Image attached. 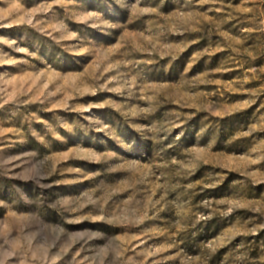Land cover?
I'll return each mask as SVG.
<instances>
[{"label": "rangeland", "instance_id": "rangeland-1", "mask_svg": "<svg viewBox=\"0 0 264 264\" xmlns=\"http://www.w3.org/2000/svg\"><path fill=\"white\" fill-rule=\"evenodd\" d=\"M0 264H264V0H0Z\"/></svg>", "mask_w": 264, "mask_h": 264}]
</instances>
